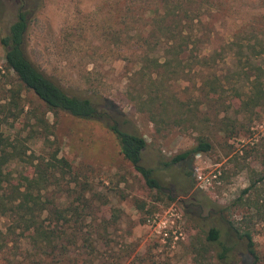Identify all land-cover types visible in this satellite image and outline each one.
<instances>
[{
	"label": "rangeland",
	"instance_id": "rangeland-1",
	"mask_svg": "<svg viewBox=\"0 0 264 264\" xmlns=\"http://www.w3.org/2000/svg\"><path fill=\"white\" fill-rule=\"evenodd\" d=\"M22 2L34 9L29 35L33 60L69 93L92 97L122 130L146 139L142 164L154 171L164 193L147 186L103 123L49 112L7 67L0 43V133L9 150L18 146L23 158L12 169L28 170V161L55 152L66 159L71 172L57 177L49 195L66 206H93L91 224L100 227L105 262L225 264L218 259L220 245L206 237L216 228L223 241L233 222L252 231L258 264H264V182L242 194L264 176V108L245 110L237 99L248 83H239L228 51L215 57L214 68L192 60L184 73L175 76L161 68L158 80L151 81L153 56L132 51L147 22L128 8L129 2L0 0V40ZM222 3L223 12L212 24L216 44L225 47L226 37L240 25L252 43L264 42V0ZM118 39L126 44H115ZM256 59L264 68V55ZM214 74L225 87L207 97L201 83ZM231 76L229 84L225 78ZM200 138L212 144L210 152L170 164ZM237 242L232 240L235 251L227 262L240 264L245 258L243 264H252L245 244Z\"/></svg>",
	"mask_w": 264,
	"mask_h": 264
},
{
	"label": "trees",
	"instance_id": "trees-1",
	"mask_svg": "<svg viewBox=\"0 0 264 264\" xmlns=\"http://www.w3.org/2000/svg\"><path fill=\"white\" fill-rule=\"evenodd\" d=\"M119 1L129 2L128 8L147 22L132 51L153 56L148 65L154 70L151 81L158 80L161 68L169 69L175 76L184 73L185 67L193 66L190 64L192 60L198 61L202 67L214 68L216 58L220 59L222 53L228 51L234 69H238L239 83L241 80L248 83L238 90L237 99L244 102L245 110L264 108V68L256 59L264 55V42L252 43L250 37L243 36L244 32L247 33L246 26L240 25L226 37L225 47L216 44L218 32L212 24L223 12L222 0H116L115 4ZM33 15L34 9L22 2L8 34L1 38L7 67L46 105L49 112H64L75 118L103 123L117 138L124 159L145 179L150 189L162 196L163 186L154 177V171L142 164L146 139L122 130L108 108L102 103L97 105L92 97L69 93L33 60L29 51ZM114 43L126 44L121 39ZM225 79L229 84L233 80L232 76ZM224 87L214 74L202 81L201 93L207 97L217 96ZM9 146L0 133V264H116L102 259L101 230L91 224L89 210L93 206L87 204L89 202L66 206L49 195L57 177L71 172L69 162L59 159L55 152L49 158L28 161V170L15 172L13 162L23 158L18 146L12 145L11 150ZM211 150L212 144L200 138L195 147L175 156L170 164H180ZM263 182L264 176L245 189L243 196L258 189V184ZM169 199L173 201L171 196ZM222 237L216 228H212L206 237L209 243L220 245L218 259L222 263H233L227 260L235 251L234 244H231L235 239L237 243L245 244V256L252 264L261 262L249 229L238 228L229 222L223 241L220 240ZM244 260L241 259L240 264Z\"/></svg>",
	"mask_w": 264,
	"mask_h": 264
}]
</instances>
